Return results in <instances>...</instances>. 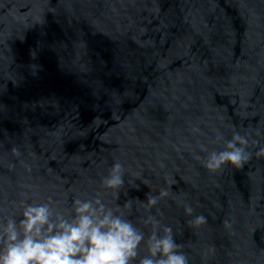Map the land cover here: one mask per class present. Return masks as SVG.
I'll list each match as a JSON object with an SVG mask.
<instances>
[{
    "label": "water",
    "instance_id": "obj_1",
    "mask_svg": "<svg viewBox=\"0 0 264 264\" xmlns=\"http://www.w3.org/2000/svg\"><path fill=\"white\" fill-rule=\"evenodd\" d=\"M233 131L251 159L210 172L202 148ZM260 147L264 0H0V222L24 203L146 201L167 177L152 213L189 264H264ZM116 160L118 193L101 185ZM185 203L207 224L190 227Z\"/></svg>",
    "mask_w": 264,
    "mask_h": 264
},
{
    "label": "clouds",
    "instance_id": "obj_2",
    "mask_svg": "<svg viewBox=\"0 0 264 264\" xmlns=\"http://www.w3.org/2000/svg\"><path fill=\"white\" fill-rule=\"evenodd\" d=\"M216 141H224L223 133L217 132ZM248 146V136L233 131L231 139L224 141L222 151L208 152L202 148L207 152L202 163L210 172L226 165L242 169L252 157ZM11 152L17 158L22 155L18 147ZM256 156L264 158V147L259 148ZM124 175L123 164L116 160L101 185L118 193L124 186ZM166 181L167 187L161 188L158 195L147 194L146 201L129 199L122 206L105 202L100 194L90 199L76 196L67 214L48 202L24 203L19 221L9 217L0 222V264H189L173 228L157 218L163 215L157 207L159 202L173 196L174 181L167 177ZM134 201L145 214L135 220L131 212ZM183 207L185 215L192 217L188 221L190 227L207 224V217L194 215L190 204ZM154 208L158 215L152 213ZM224 226L230 228L231 223L225 220Z\"/></svg>",
    "mask_w": 264,
    "mask_h": 264
}]
</instances>
